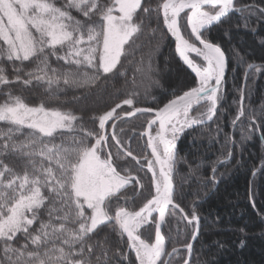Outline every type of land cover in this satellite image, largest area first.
I'll list each match as a JSON object with an SVG mask.
<instances>
[{
    "label": "snow or ice",
    "instance_id": "6c2138e0",
    "mask_svg": "<svg viewBox=\"0 0 264 264\" xmlns=\"http://www.w3.org/2000/svg\"><path fill=\"white\" fill-rule=\"evenodd\" d=\"M209 8L211 11L206 10ZM67 9L76 10L86 19H76ZM141 9L145 14L153 10L162 14L163 25L175 38V52L195 73L196 86L157 109L134 107V94H130L115 107L93 117L98 120L99 134L84 130L82 126L78 128L76 121L80 117L71 110L49 108L43 101L30 106L23 97L14 96L11 91L5 93L7 99L0 102V122L9 127L0 130V256L3 258L0 264H110L108 252L112 232L121 241L127 237L128 248L134 251L137 264H169L165 257L178 251L175 247L167 251L162 234L169 209H179L189 225L195 222L196 229L191 236L192 239L198 236L199 217L195 211L189 217L175 203L173 175L177 140L186 130L214 118L223 91L225 53L218 44L205 39L204 32L232 11L264 14V8L255 4L237 7L234 0H162L156 9L144 7L142 0H110L104 6L100 0H67L63 7L57 6L55 0H0V61L13 64L16 73L9 79L7 70L0 65V86L21 83L28 87L35 82L46 84V91L55 95L53 86L58 87L61 81L66 86H85L95 84L101 74H114L121 57L127 55L126 46L142 29L143 21L136 22ZM182 14H186L194 40L182 34ZM94 15L97 21H93ZM58 49L67 51L57 55ZM46 53L75 65L77 71L61 72L51 68ZM192 54L199 58V63ZM33 59L37 62L25 72L28 78L23 79L19 74L23 68L16 64L23 65ZM80 68L91 69L92 74L79 72ZM252 69L259 72L264 65L249 63L246 77ZM244 98L245 89L241 88V104L232 120L233 125L245 115ZM122 105L132 110L117 115ZM202 105L206 107L192 115ZM144 113H154L141 133L142 137L147 136L151 158L136 157L131 151L115 158L111 152L104 156V149L108 147L106 124L111 122L115 129L117 120ZM250 119L254 121L255 117ZM65 132H81L82 135L64 137ZM58 135L61 141L55 143ZM18 136L24 138L17 139ZM111 138L118 145L121 143L115 131ZM90 139L95 142L89 143ZM9 155L25 161L22 174L5 163ZM228 155L231 156V152ZM127 157L138 165L142 160L147 161L152 191L150 198L138 209L117 206L113 214V200L119 199L121 191L133 181L139 188L132 198L124 197L125 205L145 192V185L138 176L122 175L118 171L116 161ZM190 172H195L191 166ZM215 173L213 166V181ZM44 189L48 196L44 195ZM49 201L48 220H41L33 233L32 227ZM154 213L159 214L158 219ZM113 222L114 227L102 240L89 242L100 227ZM153 222L154 240L150 235L144 237V231L151 228ZM20 234L24 242L17 245ZM183 247L189 253L183 264H190L193 245L189 241Z\"/></svg>",
    "mask_w": 264,
    "mask_h": 264
},
{
    "label": "trees",
    "instance_id": "16d2710c",
    "mask_svg": "<svg viewBox=\"0 0 264 264\" xmlns=\"http://www.w3.org/2000/svg\"><path fill=\"white\" fill-rule=\"evenodd\" d=\"M55 2L57 6L63 7L67 0ZM161 2L162 0H142L144 7L152 9L158 8ZM100 3L104 6L110 0H100ZM235 4L237 7L255 4L264 8V0H235ZM67 10L76 19H86L74 9ZM206 10L211 11L210 8ZM185 15L182 14L181 20L182 34L193 39L186 29ZM141 20L142 29L126 46L127 55L121 57L114 74H101L95 84L85 86H66L61 81L58 87L53 86L52 92L55 95L46 91V84L38 85L33 82L25 87L21 83H12L0 86V102L6 100L5 93L11 91L14 96L23 97L30 106L43 101L49 108L71 110L80 117L76 121L78 128L82 126L84 130L99 134L98 120L93 117L115 107L129 98L130 94H134V107L157 109L174 96L195 87L196 76L175 52V40L163 25L162 14L155 10L145 14L141 9L138 10L136 22ZM93 21H97L96 15L93 16ZM204 38L215 41L223 48L227 56V70L214 118L186 130L177 140L173 175L175 203L189 217L193 211L199 217V234L193 242L190 264H264V69L259 72L255 69L249 71L244 83L245 115L236 125L232 124L240 108V89L247 65H264V14L258 11L254 14L232 11L220 23L206 30ZM66 51L67 49H58L57 55H63ZM46 54L51 68L61 72L77 71L75 65L57 60L50 53ZM192 58L200 62L194 54ZM36 62L33 59L23 65L16 64V67L23 68L19 73L23 79L28 78L25 72L32 69ZM0 65L7 70L9 79L16 75L13 64L0 61ZM78 71L92 74L91 69L80 68ZM204 107L206 106L202 105L197 108L192 115H196ZM131 109L128 105H122L117 109V115ZM149 116V113H144L117 120L115 129L111 122L107 123L105 134L108 137V147L104 149L103 155L107 156L111 152L115 158L131 151L136 157L150 158L145 137L141 136ZM250 117H255V120ZM8 127V124L0 122V130H7ZM113 131L121 141L119 145L111 138ZM71 135L79 136L82 133H64V137ZM60 141L61 137L58 135L54 142ZM94 142V139L89 140V143ZM229 152L231 156L228 155ZM5 163L23 173L24 160L9 155L5 157ZM145 164L146 160L138 165L131 157L116 161L122 175L131 173L140 178L145 185V192L135 200L130 199L125 205L124 197L132 198L139 188L133 181L121 191L119 199L113 200V214L117 206L138 209L150 198L151 175L144 167ZM45 166H48L46 161ZM190 166L195 170L194 173L190 172ZM213 166L216 168L215 181L212 179ZM44 195H49L46 189ZM50 204L51 201L47 202L39 213V220L32 227L33 233L39 228L41 220H48L47 209ZM113 227L114 222L100 227L89 242L102 240ZM195 229V222L189 225L179 209H169L162 232L167 251L171 252L174 247L178 249L171 257H165L169 264H183L184 259L189 258L183 245L191 241V233ZM154 232L153 223L151 228L144 231V237L148 238L150 235L154 240ZM23 242V234H20L16 244ZM99 251L98 248L97 252ZM125 255L127 259L123 258ZM108 256L111 258L110 264H137L134 252L128 248L127 237L121 241L115 232L110 233ZM2 259L0 256V260Z\"/></svg>",
    "mask_w": 264,
    "mask_h": 264
},
{
    "label": "water",
    "instance_id": "95a60500",
    "mask_svg": "<svg viewBox=\"0 0 264 264\" xmlns=\"http://www.w3.org/2000/svg\"><path fill=\"white\" fill-rule=\"evenodd\" d=\"M234 3H235V0H234ZM185 23H186V28H187V31H188V33L190 34V36H191V29L187 26V20H186V18H185ZM193 38V37H192ZM194 39V38H193ZM174 40H175V38H174ZM210 42H212V43H214V44H218V43H216L215 41H212V40H209ZM196 44H197V46H200L199 45V42L198 41H196L195 42ZM219 45V44H218ZM220 46V45H219ZM221 47V46H220ZM221 49H222V51H224L223 50V48L221 47ZM224 53H225V51H224ZM179 57V56H178ZM225 57H226V63H227V56H226V53H225ZM181 60V59H180ZM182 61V60H181ZM183 62V61H182ZM187 66V65H186ZM191 70V69H190ZM226 70H227V66H226ZM226 70H225V74H226ZM194 75H195V73H193ZM245 79H246V76H244V80H243V86H242V88H244V83H245ZM224 83V82H223ZM181 95V94H180ZM178 96V95H177ZM174 98V97H173ZM172 99V98H171ZM136 108H149V107H136ZM153 109V108H152ZM132 110V109H131ZM130 110V111H131ZM154 115V113H151L150 114V116H149V118H148V120L149 119H151L152 118V116ZM147 127V121H146V124H145V127H144V130H145V128ZM144 132V131H143ZM145 140H146V143H147V136H145ZM148 151H149V153H150V155H151V149H149L148 148ZM155 214V218L156 219H158V217H159V214L158 213H154ZM162 234H163V232H162ZM164 235V234H163ZM154 238H155V233H154ZM194 240L195 239H192L191 238V243H192V245H193V242H194Z\"/></svg>",
    "mask_w": 264,
    "mask_h": 264
},
{
    "label": "flooded vegetation",
    "instance_id": "af4514ba",
    "mask_svg": "<svg viewBox=\"0 0 264 264\" xmlns=\"http://www.w3.org/2000/svg\"><path fill=\"white\" fill-rule=\"evenodd\" d=\"M149 118V117H148ZM148 120V119H147ZM146 124V123H145ZM145 137V136H144ZM146 142V140H145ZM146 147H147V143H146ZM148 149V148H147ZM149 152V151H148ZM150 154V153H149ZM150 158H151V155H150ZM146 164H147V161H146ZM146 164L144 165V167L146 168ZM147 169V168H146Z\"/></svg>",
    "mask_w": 264,
    "mask_h": 264
},
{
    "label": "rangeland",
    "instance_id": "374dc122",
    "mask_svg": "<svg viewBox=\"0 0 264 264\" xmlns=\"http://www.w3.org/2000/svg\"><path fill=\"white\" fill-rule=\"evenodd\" d=\"M186 16V15H185ZM150 173V172H149ZM150 175H151V173H150ZM134 252V251H133ZM135 254V253H134Z\"/></svg>",
    "mask_w": 264,
    "mask_h": 264
}]
</instances>
